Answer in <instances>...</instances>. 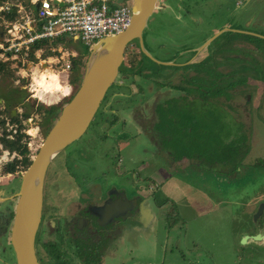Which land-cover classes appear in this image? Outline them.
I'll return each instance as SVG.
<instances>
[{"label":"rangeland","instance_id":"374dc122","mask_svg":"<svg viewBox=\"0 0 264 264\" xmlns=\"http://www.w3.org/2000/svg\"><path fill=\"white\" fill-rule=\"evenodd\" d=\"M176 1L167 0L168 4L172 5V10L160 11L159 13L153 14L150 18L151 20H149L148 26L143 33L144 47L148 53L147 55L143 52V64L148 65L150 62L159 65L154 60L158 59L168 62L165 65L177 66L182 61H185L184 51L197 49L198 44L202 41L203 44H201L204 45L214 36L215 31L218 33V30H220L223 31L222 34H226L225 31L229 29L231 31L237 29L252 33L249 36V41L243 45L241 44L242 40L237 41L238 47H241L239 52L229 54L242 57L243 59H249L251 55L255 57L257 55L259 57L260 51L253 42L254 39L252 40L251 38H256L257 35L261 34L257 33L259 29L255 31L246 29L248 25L245 20V14L247 12L250 14L256 13L259 10L256 7L253 8L254 2L258 0H247L249 2L248 7H237L236 0H188L184 1L187 4V9L185 10H187L188 14L178 9ZM241 1L237 0V3L240 4ZM202 16V22L194 23L196 17L199 19ZM2 22L0 14V31L3 30ZM261 28L263 29L264 26ZM68 41V43L62 41V44L69 49L75 50L77 55L79 53L77 46L83 53L88 48L82 42H77L76 38L75 40L73 38ZM72 42H75L76 46ZM173 42H176V44H173ZM134 53L136 54L135 59L130 51L124 55L123 64L128 68L126 73L130 74L132 80L124 81L122 91L125 90L128 92L129 86L135 89L136 85L138 87L142 86L147 91L146 86L147 84L148 86L151 84L155 74L145 73L142 75V73H136V69L140 68V63L138 62L141 59V52L139 53L138 47H136ZM205 55V47H201L197 52L195 51L190 61L198 62ZM3 57L0 56V59ZM86 57L82 59V63ZM76 58L80 59L82 57L77 56ZM218 58L223 59L224 55L221 58L218 56ZM130 59H132V62ZM149 60L154 61L151 62ZM35 63L36 61H32L28 69L24 72L21 70L23 67H15L13 62H11L7 68L0 72V99L2 100L0 101V109L5 107V104H7L6 101L11 100L10 102L13 101L11 104L9 102L11 106L8 105L11 108H16L17 112L15 116L17 118H19V111L20 113L28 112L33 118V125L37 124L38 126V133L35 136H32L30 140L28 136L25 137V141L31 143L32 156L35 155L37 151L35 148H37L40 140L43 139L48 130L46 129L47 125L42 124L44 111H42L41 106H43V110H46L52 105L58 107L70 99V97L63 98L58 104H47L41 101L36 103V100L33 98L27 101L26 98L29 95L28 88H22L25 90L19 92L18 96L23 95L25 97L23 102L17 98L16 93L14 98L9 97L11 89H15L17 92L19 91L16 89H18L20 83H15L20 76L19 73H28V76H25L28 85L32 82V76L34 77L36 73H42L48 79L46 90L50 92H53L50 88L51 79H56L62 83L52 69L47 68L48 70L39 71L35 68ZM240 63L241 61H233L231 66L223 67L224 69L222 70L228 71L230 67H236ZM260 64L264 67L263 62H260ZM83 67L84 63L79 64V76L82 74ZM165 68L174 70L177 67ZM123 69L124 66H121L120 74L117 76L116 81L121 77L120 75ZM73 74L69 73V80ZM161 74L165 75L164 72ZM207 74L210 79L211 73ZM242 74L232 73V75L230 74L228 76L229 78L232 76L229 80L232 81V89L230 90L225 89L223 91L219 90L217 86L215 87V90L218 89L216 93L217 100L222 98L224 102H227L226 104L222 102L215 104L214 101V103H211L209 100L207 102L200 101L201 99L196 96L191 101V105H184L182 112L177 111L176 105L174 108L172 107L173 112L176 113H171L176 115L179 124H189L190 126L197 124L199 126L202 123H208L216 130L217 133L214 136L218 140L213 145L215 153L212 155L210 151L208 154L206 152H199L198 140L188 146L189 150H184L181 142L174 137L176 135H173L168 140L165 138L161 139L164 146L173 151L174 156L172 157L178 158L179 162L181 160H187L186 162H192L194 165L187 164L188 167L186 169H180L175 174L174 179L164 183L163 187L157 191V194L154 193V196L150 197L155 214L154 221L151 227L146 230L138 228L142 231L137 233L138 242L136 248L137 252L140 251L142 260L147 261L149 259V257L145 258L144 256L151 252L153 248V255L151 254L152 257L150 260L156 264H159L162 254L165 256L164 264H172L175 261H182L183 264H191L192 260L195 261L196 255H208V253H210V257L215 258L217 261L216 264H237V254L245 245L242 242L243 237L239 236L241 232L249 229L246 228L249 225V221L245 222V220H249L250 218L241 214V208H243L241 205L245 201L252 202L258 199H264V193H259V189L264 187V75L261 76L263 73L259 75V73L247 72L245 73L244 83H240L239 79ZM54 77L56 78L54 79ZM226 77L220 76L221 79H226ZM138 79L139 81H137ZM180 79L177 73L173 78V83H180ZM134 81L136 82L134 83ZM210 81V84L213 86L215 83L214 78ZM34 82L37 83L36 81ZM235 84L237 85L233 86ZM12 85L14 88H12ZM191 85L202 88L199 82L192 83ZM116 87L113 85L108 90L105 99L102 101L98 112L86 132L61 151L52 161L49 169L59 159L67 156L69 161L74 160V163L77 162L78 168L80 166L83 167V170L73 168L74 170L70 169V172L76 175L78 187L84 193L89 194L96 185L112 182L117 186L121 185V183L127 184L128 187L133 188V191H137V195H143L140 190L141 188L137 189L138 185L146 186L149 181H153L151 176L154 174L151 173L155 169L159 168L164 162L169 163L173 161L171 159L172 157H169L170 155L165 156L164 153H159L154 142L151 139L149 140L141 132H138L137 127L129 122L132 120L129 112L131 109L127 108L129 102L140 103L145 91L132 96H124L119 99L120 101L117 100L119 103H122V107L120 106L119 108L117 103L113 106L114 108H118V114L121 117L120 119L123 120V123L109 130V133L100 128L99 122H97L99 112ZM74 88L76 89L77 87ZM215 90L207 88V93L215 95ZM163 95L158 91L155 95H152L150 92L146 96V104L155 103V100L160 97L163 98ZM50 101L51 97L47 98L46 102ZM158 102H162V100ZM158 110L160 111V107H158ZM8 111L2 114L6 119H8ZM153 111L155 113L153 121L155 127L164 135L167 131L166 121L156 120L158 113L157 111L155 112V109ZM114 117L118 118L115 114ZM54 118H56V115L54 117L53 114L50 123H53ZM203 120L207 122H201ZM173 124L171 121L169 125L175 128L176 126H172ZM2 131H5V124L0 125V132ZM20 142L26 145V143ZM185 151L187 153L182 154ZM223 151V155L218 154ZM226 153L228 156L225 155ZM148 161L149 167L147 166ZM20 170L24 171L21 167ZM49 173L47 175V183L52 178L50 171ZM20 175L21 172L19 173V171L17 174L10 176L7 172H0V180L3 181L2 184H6L4 185V189L6 191H12V187H14L17 191ZM150 178L151 180H148ZM7 181L10 183L7 184ZM11 181H13V184H11ZM133 182L137 184V188L133 185ZM189 184H193L192 188H183ZM195 188L198 191L200 189L204 190L203 195L209 198L211 202L210 207L215 208L217 206L215 211L212 210L209 215H204L199 218L196 217V209L191 205V199H186L185 197L186 194L190 195L192 192H195ZM4 189L0 188V191L4 193ZM165 200L168 201L162 207H157V204L153 203ZM171 211L173 213H170ZM159 236L161 238H158ZM150 242L152 243L150 244ZM40 243H43V241L40 240ZM225 243L228 244L230 251L228 255L230 257L225 255L221 256L222 253H220V250L222 246L224 247ZM10 246L9 244L6 245V257L9 262H13L15 256ZM39 246L42 248V244ZM180 252L183 253L182 259ZM224 254L227 255V253ZM118 257L121 258H116L113 264H120V260L124 258L122 250L118 253ZM204 261L203 264H213V262H216L214 260L212 262L209 259H205ZM131 264H134L133 260Z\"/></svg>","mask_w":264,"mask_h":264},{"label":"flooded vegetation","instance_id":"af4514ba","mask_svg":"<svg viewBox=\"0 0 264 264\" xmlns=\"http://www.w3.org/2000/svg\"><path fill=\"white\" fill-rule=\"evenodd\" d=\"M118 1L119 3L125 4L128 0ZM184 1L188 0H177L176 5L178 9L183 10L188 14L187 10H185L187 9V4ZM248 4L249 2L247 0H242L240 4L237 3L236 0L237 7H248ZM171 6L172 5L168 4L167 0H158L155 4L152 15L159 13L160 11H168L171 9ZM255 7L259 9L256 13L248 14L247 12L245 14V20L248 25V28L246 29L249 31L259 29L257 33L261 35H257L256 38L251 39H254L253 42L257 45L260 51V55L257 57L259 63H264V28H261L264 26V0L254 2L253 8ZM152 15L147 20L145 28L148 26V22L151 20L150 18ZM202 20L203 16L199 19L196 17L194 23L202 22ZM225 32L226 34H222L223 31H220L217 37L211 39L209 43H205L204 45H202V41V44L199 43L197 49L195 48L193 51H184L183 55L185 61H182V63L177 66L165 65L158 62L159 65L150 62L148 65L143 64L144 56L142 55L143 52L139 46L138 40H134L128 44L124 51L125 54L130 51L131 54L134 55V58L136 56L134 53L136 47L139 48V53L141 52V59L138 62L140 63V68L136 69V73H142V75L145 73H154L155 77L152 78V82L149 86L147 84V91L146 89H143L142 86L138 87L137 85L135 86V89H137L136 92H134V89L130 88V86L128 92L125 90L122 91L124 81L132 80L130 74L126 73L128 68L123 64L124 69L121 72V77H119L114 83L115 87L117 84V87L112 91V94L99 112L97 122H99L100 128L108 132L114 127L116 128L120 123H123V120L120 119L121 117L118 114V108H114L113 106L117 103L119 108L120 106L122 107V103H119L120 98L124 96H132L136 93L140 94L143 93V91H145L146 98L150 92L152 95H155L158 91L160 94L164 95L163 98H157L155 103L146 104V100L142 101V99L138 104L136 102H129L127 108L131 109L129 112L132 119L129 122L137 127L139 130L138 132H141L149 140L151 139L159 153H164L165 156L170 155L169 157H172L174 155L173 151L164 146L161 139L165 138L168 140L171 139L173 135H176L174 137L181 142V145L185 142L189 144L193 142L194 140H186L187 138L183 141L182 135L174 132V127L169 125L172 121V123H174L172 126L175 125V128L178 130L181 129L182 126V124L177 122V117L173 114L176 112H173V108L176 105L177 111L182 112L184 105H191V101L196 96L201 99L200 101L203 100L207 102L209 100L211 103L215 102V104H220L221 102L224 104L227 103L224 102L222 98L217 100L216 93L218 89L223 91H225V89H232V81H229L232 76L230 78L228 76L237 72H234L232 67H230L228 71H223L222 69H224L223 67L226 68L231 66L233 61L246 60L245 58L243 59L242 57L232 54L241 50V47H238L237 45V41L242 40L241 44L243 45L245 42L249 41V36L252 35V33L239 31L237 29L233 31L229 29ZM173 44H176V42H173ZM201 47H205V57L198 62L190 61L194 56L195 51L197 52ZM78 51V57H82L80 58V61L82 62V59L85 56H81L80 48H78ZM222 55H224V58L219 59L218 56L221 58ZM130 61L132 62V59H130ZM220 65H222V67H220ZM165 67L177 68L171 70L166 69ZM262 69L264 70L263 66ZM72 71H70V73H72ZM163 72L165 75L161 74ZM177 73L181 78V81L178 84L173 83V78ZM207 73H211L210 79ZM220 76L227 77L226 79H221ZM212 78L215 80L213 86L210 84ZM137 81H139V79ZM135 82L136 81H134V83ZM196 82H199L202 88L191 85ZM216 86L218 88L217 90H215ZM207 88L215 90V95L212 93L208 94ZM17 94L19 95V93ZM18 98L23 102L25 97L20 95ZM26 100L30 101L32 99L29 98L28 95ZM160 100H162V102H158ZM109 101L110 103L108 104ZM158 107H160V111L158 110ZM11 109L13 108L10 107V109H8V113L10 116H13L11 114ZM154 109L155 112L157 111L158 113V115L156 114V120L166 121L167 131L164 135L159 132V129L155 127L153 122L155 118ZM114 114L118 116V118L114 117ZM0 117V121L6 119V117H2V115H0ZM48 117L50 118L49 122L52 121V116L48 115ZM18 155L19 154L17 153V156H15L14 159H20L21 156ZM171 159L173 162H164L159 168L151 173L155 176H151L153 181H149L146 186L138 185L137 188V184L133 182V185H135L137 189L141 188L140 190L143 195L139 194L140 196L137 195V191H133V188L128 187L127 184L121 183V185L117 186L112 182L96 185L92 188L89 194L84 193V191L82 189L80 190V187H78L79 185L76 181V175L70 172V169L76 168L83 170V167L80 166L78 168L77 162L74 163V160L69 161L67 156L55 162V165L52 168L49 169L48 167L43 185L41 221L35 238V251L40 264H113V261L116 258H121L118 257V253L121 250L124 258L120 260V264H131L132 260L134 261V264H156L150 259L147 261L142 260L140 251L137 252V232L151 227L155 214L150 197H153L154 193L157 194V191L160 190L164 183L169 180L168 178H170L166 177V174L161 173L160 170L168 172L170 169V172L175 176V174L182 169V160L180 163L178 158L172 157ZM191 165H194V163ZM147 166L149 167V161L147 162ZM20 167L22 168V166L16 165L15 170L8 172L7 174L10 176L17 174L18 171L19 173L22 172ZM49 171L51 172L52 178L51 181L47 183V175L50 174ZM151 178L148 180H151ZM12 182L13 181H11V184H13ZM2 183L3 181L0 180V188L4 189V185L6 184ZM8 183L10 182L7 181V184ZM16 192L17 191L14 187H12V191H6L5 189L4 193L0 191V264H15V260L9 262L6 257V245L9 244L10 246V226L13 217L14 194ZM259 193H264V187L259 189ZM133 200L136 202L135 205L132 202ZM167 201L168 200L157 201L153 203H156L157 207H162ZM247 202L245 201V203L241 205L243 207L241 208V214L250 217L249 220H245V222L249 221V225L246 226V228L249 229L241 232L239 236L243 238L245 237V240L242 238V242L245 245L237 254V264H264V204L262 205V213L256 214L259 205L264 203V199ZM108 203L112 204L111 206L108 205V207H106V211L102 213L101 216L93 213V211H95L94 208H101ZM170 213L173 212L171 211ZM138 228H142V230H139ZM40 240H42L43 243H40ZM151 243L152 242H150V244ZM41 244L42 248L39 246ZM228 252H230L228 244L225 243L224 247L222 246L220 250V253H222L221 256L225 255L230 257ZM224 253H227V255ZM180 254L182 259L183 253L180 252ZM149 255L145 254L144 257L148 258ZM164 259L165 256L162 254L159 264H164ZM205 259H209L212 262L213 260L216 261L215 258H212V256L210 257V253H208V255L198 254L195 257V261L192 260L191 264H203ZM216 263L217 261L213 262V264Z\"/></svg>","mask_w":264,"mask_h":264},{"label":"water","instance_id":"95a60500","mask_svg":"<svg viewBox=\"0 0 264 264\" xmlns=\"http://www.w3.org/2000/svg\"><path fill=\"white\" fill-rule=\"evenodd\" d=\"M157 1L128 0L126 4L131 9V20L128 27L117 34L104 36L88 47L77 88L68 101L57 107L55 120L44 135L29 166L21 172L18 190L14 194L9 237L10 245L14 251L15 264H40L35 251V238L41 221L46 171L56 156L79 139L90 126L108 90L114 85L121 66H123L126 46L132 41L138 40L142 52L148 55L144 47L143 32ZM55 2V0H51V3ZM218 33H215L207 43ZM156 61L168 64L165 61ZM42 66L46 67L47 65L43 63ZM15 113L16 109H11V114L15 115ZM1 141L2 136H0ZM132 202L135 205L136 202L134 200ZM111 204L94 208L93 213L101 216L106 211V207ZM263 204L259 205L256 214L262 213Z\"/></svg>","mask_w":264,"mask_h":264},{"label":"built area","instance_id":"2783aa9c","mask_svg":"<svg viewBox=\"0 0 264 264\" xmlns=\"http://www.w3.org/2000/svg\"><path fill=\"white\" fill-rule=\"evenodd\" d=\"M10 4V3H9ZM13 5L5 4L3 10H11ZM15 7L18 8L17 5ZM35 16L39 19L36 28H32V18L28 12L13 21H8L6 25V38L0 43L3 59H15L16 66L22 68L31 50V46L38 40H53L68 35L77 38L86 46H92L96 41L107 35L117 34L125 30L130 24L131 9L128 4L119 3L118 0H39L38 9ZM72 56L74 54L67 48L57 49L46 58L50 69L56 71H67L72 66ZM33 74V73H32ZM32 82L28 85L29 98L36 100V103L44 102L40 100L33 92ZM50 94V93H48ZM70 96V92L64 97ZM46 103V102H44ZM19 111V120L21 123H10L7 119L4 131L0 136L12 139L18 133H24L21 139L27 146V156L32 158L31 143L29 140L38 133L37 124L33 125V118L29 115L23 117ZM35 129L32 134L29 130ZM32 141V140H31ZM40 140L37 148L39 147ZM0 142V164L8 163L17 156L15 151H9L4 148ZM37 148H35L37 150ZM35 150V151H36ZM19 156V155H18Z\"/></svg>","mask_w":264,"mask_h":264},{"label":"crops","instance_id":"0c3cea01","mask_svg":"<svg viewBox=\"0 0 264 264\" xmlns=\"http://www.w3.org/2000/svg\"><path fill=\"white\" fill-rule=\"evenodd\" d=\"M38 1L39 0H4L2 2V4L0 5V14H1V19L3 21L2 24H1V25H3V30L0 31V43L4 42V38H6V36H7V34H6V28H7L6 25L8 23V20H6L5 17H4V15L2 14V12H6L7 13V11L3 10V6L5 4L10 5L11 3L17 5L18 6L17 13L19 14V17L20 16H24L28 12V14L31 15V18H32L31 26H32V28H36V26L38 25V22H39V19L35 16L36 11L38 9ZM15 5H13V6H15ZM69 39H71V38L68 35H63L62 37L57 38V39H53V40H48V39L38 40L39 43H41V45L39 46V48H37V49H35L33 51H32V48H31V50L29 52V55H28V57L26 59V62L24 63V65L26 66V68H25V66H23V69H21V70H23L25 72L26 69H28V67L30 66V63H32V61H36V63H35L36 64V67L35 68L37 70H39V71H42V70H45V69L49 68L48 65H47V62H46V58L49 55H51L52 53H55L57 51V49H61V48H64L65 49V48H67V47H65L62 44V41L68 43L69 42L68 41ZM74 40H75V37H74ZM78 41H80V40H77V42ZM75 42H72V43H74V45L76 46V43ZM88 47H91V46H88ZM77 48H79V47L77 46ZM67 49H69V48H67ZM69 50L74 54V56H72V58H74V57L76 58L78 56L75 50H73L71 48ZM31 52H33V58H31V56H30ZM45 52H47V54H45ZM87 52H88V48H86L84 50V53H87ZM1 54H3V53H2V50L0 49V55ZM0 62H8V64L11 63V62H13L14 66L17 67L16 64H15V62H17V60H15V59H11V58L3 59L2 58V59H0ZM43 63H45L47 66L46 67H43L42 66ZM78 68L77 69L76 68L74 69V66L72 65L71 68H70V70H67V71H58V73H57L56 71L53 70L54 73L57 75L58 79L62 83L66 84L70 88V90H69L70 96L74 92V87H75L74 85L75 84L77 85L78 82L77 83H73V82L71 83L70 80L68 79V77L70 76L69 73H70V71L73 70L72 71V74L73 73H75V74H73L71 77L72 78L74 77V78H79L80 79V76L78 75L79 74ZM19 74H20V76L18 77L17 81L15 82L17 84L20 83V85H18V89H16V90H19V91L17 92V91H15V89H11V92H10L11 94H9V97H11V98H14L15 93L17 94L19 92H23L26 88H28L27 87L28 86V84H27L28 82H26L27 81V78L25 79V76H28V73H19ZM12 88H14L13 85H12ZM22 88H25V89H22ZM44 91H46V93H50L49 94V97H51V101L50 102L44 101L47 104H49V103H57L58 104V102H60L63 98H66V97H64L65 94L56 97V93L50 92L48 90H44ZM136 91H137V89H134V92H136ZM42 93H44V92L42 91ZM143 95L144 96H143L142 101L143 100L145 101L146 100L145 94L143 93ZM70 96H68V97H70ZM17 97H19L18 94H17ZM10 101L11 100L6 101V103L9 104ZM12 102H10V104ZM109 103H110V101L108 102V104ZM188 126H190V125H188ZM197 126H198L197 124H195V126H193L195 128V130H197V128H196ZM189 130H190V128H189ZM186 153H187L186 151L185 152H182V154H186ZM184 159H186V158H184ZM186 161L187 160H182V162H183L182 163V166H181L182 169H186L188 167L187 164H189V165L192 164V162H186ZM160 171H161V173L166 174V177H170V178H168L169 179L168 181H170V180H172V179L175 178V176H173V174L170 172L171 171L170 169L168 170V172L167 171H162V170H160ZM0 172H7V173L9 172V171L5 170V164L4 163L3 164H0ZM192 186H193V184H189V185H187L186 187H183V188H185V189L186 188H192ZM203 193H204V190H201L200 189L198 191L195 188V192H192V194H190V195L186 194V196H185L186 199H191V205L196 209V213H197L196 214L197 215L196 217H198V218L201 217V216H204V215H209L212 212V210L215 211L216 208H217V206L215 208L210 207L211 202H210L209 198L206 197V195H203ZM144 230H146V229H144ZM158 238H161V237L159 236ZM156 240H157V237H156ZM204 253H206V252H204ZM151 254L153 255V250L148 253L149 259H150V257H152ZM172 264H183V262L182 261H175Z\"/></svg>","mask_w":264,"mask_h":264},{"label":"trees","instance_id":"16d2710c","mask_svg":"<svg viewBox=\"0 0 264 264\" xmlns=\"http://www.w3.org/2000/svg\"><path fill=\"white\" fill-rule=\"evenodd\" d=\"M3 1L4 0H0V5L2 4ZM2 14L4 15L6 20L13 21L18 17L17 7L14 6L11 8V10L9 12H7V13L2 12ZM40 45H41V43H39V41L34 42L31 46L32 51L39 48ZM86 55H87V53L81 52V56H86ZM30 56H31V58H33V52H31ZM250 58H251V60H250ZM250 58L241 61V63L238 66L233 67V71L237 72V74L243 73L239 79L240 83H244L245 76H246L245 73H247V72L248 73H259V75H261L263 73L261 76L264 75V70L262 69V66L257 59V55H256V57L251 55ZM79 64H82L80 59H77L75 57L72 58V65L74 66V69L77 68V66H79ZM7 67H8V62H0V72ZM79 81H80L79 78L73 77L70 79L71 83L72 82L73 83L78 82L77 85L76 84L74 85L75 87L78 86ZM236 85L237 84H235L233 86H236ZM9 108H10V106L8 105V103L5 104V107L3 109H0V115L7 112ZM41 108H42V111H44L42 124H44V125L46 124L47 125L46 129H49V127L51 126L52 123L49 122L50 118L48 117V115H51L53 117V114H54V117H55L57 107L52 105V106L48 107L46 110H43V106H41ZM22 115H23V117H27V116H29V113L23 112ZM6 121H7V119H3L2 121H0V125H4ZM8 121L10 123H14V122L21 123L20 120L17 118V116H10L9 115ZM202 122H207V121L203 120ZM188 125H182L181 129H179V130L176 128L173 129L174 132L182 135L183 141L186 138H187L186 140H194L190 144L187 142L183 143L182 144L183 149L189 150L188 146L194 144L195 141L198 140L197 145L199 148V152H206V154H208V152L210 151L213 155L215 153V150H214L215 148L213 145H214L215 141L218 140V138L214 136V134L217 133L216 130L211 125H209L208 123H202L201 125H199L200 127L197 126L196 127L197 130H195V128L193 126H188ZM189 128H190V130H189ZM5 134L6 133L4 131V136H5ZM23 136H24V133H18L12 139H7L5 137H2L1 142L3 143L2 144L3 147L8 149L9 151H15L16 153H18L21 156L20 159H14V160L5 164V170H7L9 172L14 171L16 168V165H20V166H22L23 169H26L31 162V158L29 156H27L28 151H27L26 145L22 144L20 142ZM218 154L223 155L224 151L222 153H218ZM225 155H227V153ZM190 156H191V153H190Z\"/></svg>","mask_w":264,"mask_h":264},{"label":"bare ground","instance_id":"6f19581e","mask_svg":"<svg viewBox=\"0 0 264 264\" xmlns=\"http://www.w3.org/2000/svg\"><path fill=\"white\" fill-rule=\"evenodd\" d=\"M55 78L56 77H54V79ZM34 81H36L37 83H35ZM47 82H48V79H46V77L42 73H36V75H34V77L32 76L33 92H35L37 97L42 101H47V98H49V94L46 93V91H44V90H46ZM50 85H51L50 88L53 90V93H56V97H58L59 95L69 93L70 88L66 84H62V83L58 82L56 79L55 80L51 79ZM42 91L44 93H42ZM29 132L34 134L35 129H31V130H29Z\"/></svg>","mask_w":264,"mask_h":264}]
</instances>
